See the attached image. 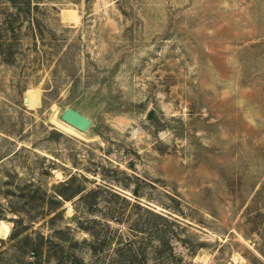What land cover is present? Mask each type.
<instances>
[{
  "label": "rangeland",
  "instance_id": "rangeland-1",
  "mask_svg": "<svg viewBox=\"0 0 264 264\" xmlns=\"http://www.w3.org/2000/svg\"><path fill=\"white\" fill-rule=\"evenodd\" d=\"M0 264H264V0H0Z\"/></svg>",
  "mask_w": 264,
  "mask_h": 264
},
{
  "label": "water",
  "instance_id": "water-1",
  "mask_svg": "<svg viewBox=\"0 0 264 264\" xmlns=\"http://www.w3.org/2000/svg\"><path fill=\"white\" fill-rule=\"evenodd\" d=\"M60 119L62 122L69 123L80 131L86 130L90 125L89 118L73 108L65 109Z\"/></svg>",
  "mask_w": 264,
  "mask_h": 264
},
{
  "label": "bare ground",
  "instance_id": "bare-ground-1",
  "mask_svg": "<svg viewBox=\"0 0 264 264\" xmlns=\"http://www.w3.org/2000/svg\"><path fill=\"white\" fill-rule=\"evenodd\" d=\"M24 102L26 103V99H25V97H24ZM60 122H61V124H62V126H64L66 129H69V130H74V131H78V129L76 128V127H74L73 125H71V124H69V123H65V122H62L61 120H60ZM80 131V130H79Z\"/></svg>",
  "mask_w": 264,
  "mask_h": 264
}]
</instances>
